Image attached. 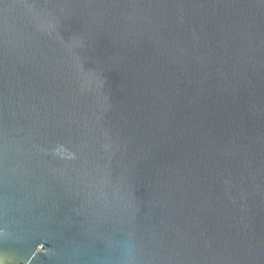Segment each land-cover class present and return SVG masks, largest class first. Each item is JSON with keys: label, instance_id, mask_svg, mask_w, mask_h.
<instances>
[{"label": "water", "instance_id": "water-1", "mask_svg": "<svg viewBox=\"0 0 264 264\" xmlns=\"http://www.w3.org/2000/svg\"><path fill=\"white\" fill-rule=\"evenodd\" d=\"M0 264H264V0H0Z\"/></svg>", "mask_w": 264, "mask_h": 264}]
</instances>
